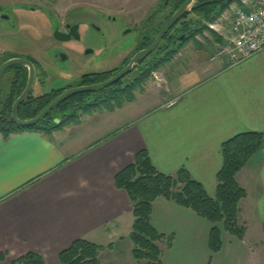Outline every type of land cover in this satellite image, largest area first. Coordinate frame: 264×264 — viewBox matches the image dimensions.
Segmentation results:
<instances>
[{
    "label": "crops",
    "instance_id": "0c3cea01",
    "mask_svg": "<svg viewBox=\"0 0 264 264\" xmlns=\"http://www.w3.org/2000/svg\"><path fill=\"white\" fill-rule=\"evenodd\" d=\"M237 6L225 14L226 26L215 25L225 40L217 48L232 37ZM209 49L192 51L181 70L161 75L167 92L159 85L154 98L84 114L52 134L0 137V264H16L30 253L61 264L60 254L78 240L105 248L101 264H138L129 238L134 206L116 177L142 152L161 174L185 170L215 197L223 145L242 134L264 135V51L229 69ZM237 181L248 194L240 210L254 191L264 233V148ZM152 225L175 237L171 249L158 244L163 264H214L225 249L222 233L223 251L213 255L212 225L164 198L153 205Z\"/></svg>",
    "mask_w": 264,
    "mask_h": 264
},
{
    "label": "flooded vegetation",
    "instance_id": "af4514ba",
    "mask_svg": "<svg viewBox=\"0 0 264 264\" xmlns=\"http://www.w3.org/2000/svg\"><path fill=\"white\" fill-rule=\"evenodd\" d=\"M66 1L18 0L15 7L0 2V24H7L0 27V69L12 61L22 62L4 71L0 84V124H15L11 113L27 86L30 73H35V81L19 107L20 120L23 117L35 119L71 90L99 85L117 76L136 55L149 49L159 34V9L146 16L140 23L143 26H138L105 13L83 12L80 10L85 4L82 1L70 0V6ZM107 22L119 24L122 29L108 34L102 27ZM127 41L129 45L125 48ZM158 65L159 46L112 87H133L148 73L151 77L159 74V70H152ZM94 94L72 97L44 122L60 124L77 115L81 117V112L75 114L72 110L81 104L77 100L84 96L88 99L87 106L95 105ZM47 102L49 105L35 115Z\"/></svg>",
    "mask_w": 264,
    "mask_h": 264
},
{
    "label": "trees",
    "instance_id": "16d2710c",
    "mask_svg": "<svg viewBox=\"0 0 264 264\" xmlns=\"http://www.w3.org/2000/svg\"><path fill=\"white\" fill-rule=\"evenodd\" d=\"M186 1L169 0L168 6H163L165 12H162L159 18V32ZM238 1L198 0L193 12L185 16L180 21L181 25L178 24L159 46V65L152 70H160L171 64L178 52L183 50L189 42H193L197 49L205 47L204 44L195 40L196 37L205 33H208L211 39L214 38L217 42L223 43L224 40L210 28V25L215 24ZM192 15L195 17L192 18ZM207 41L211 43L210 40ZM150 77L151 73H148L137 80L133 87H111L95 93L97 99L95 105L87 106L88 99L83 96L77 100L81 104L72 110L75 114L81 112L80 114L84 115L101 109L114 111L122 108L127 103L137 101L136 92H144ZM49 103H45L34 114L43 111ZM30 119L32 118H21L23 121ZM79 119L77 115L60 124L43 121L44 123L41 122L29 129L20 128L16 124H0V137L7 140L13 135L26 132H40L48 135L65 126L78 123ZM263 148L264 135L258 133L239 135L223 145L224 164L217 175V190L214 198H211L204 187L194 181L187 171L182 170L176 177L163 175L152 165L147 152L138 154L135 163L116 177V187L128 194L134 206L135 222L129 238L134 245L133 258L137 263L163 264V251L158 244L165 243L166 247L171 249L175 242L173 235L162 234L152 225L153 205L160 198L194 212L212 225L209 237V249L212 254L217 255L223 250L221 226L229 235L243 240L247 227L240 223V205L247 199L248 194L239 185L237 176ZM112 246L108 248L111 249ZM104 250V247L78 240L62 252L59 259L61 264H101L100 254ZM16 264H45V260L39 254L30 253L19 259Z\"/></svg>",
    "mask_w": 264,
    "mask_h": 264
},
{
    "label": "rangeland",
    "instance_id": "374dc122",
    "mask_svg": "<svg viewBox=\"0 0 264 264\" xmlns=\"http://www.w3.org/2000/svg\"><path fill=\"white\" fill-rule=\"evenodd\" d=\"M0 2H2V4L4 5L15 7L16 6L15 4L18 2V0H0ZM85 2H86L85 4L80 6V10L83 12L105 13L118 18L120 17L119 20L121 22L128 20L131 21V23L133 24H139L138 26H143L140 23L145 21L147 15L154 13V11H156L157 9H159V18H160V16H162V12H165L164 7L168 6L167 2H169V0H162L161 2L159 0H87ZM66 3L69 6L71 5L70 0H67ZM236 9L237 8H234L233 10ZM227 12L228 11H226L221 16V18L216 22L217 24L223 22V25L226 26V20L224 21V19L226 18L225 14ZM191 17L194 18L195 16L192 15ZM2 25L7 26V24H0L1 28L3 27ZM102 27L105 29V31L108 34H110L111 31L118 32L120 31V29H122L119 24H114L109 22L103 23ZM195 40L201 43L202 45L203 44L205 46L207 45V47L210 48L209 50L212 55L213 54L215 55L217 51L216 49L218 50L221 49V47L217 48L215 46L217 40L214 38L211 39L208 33L196 37ZM207 40H210L211 43H208ZM228 42L229 39L226 41V43ZM128 45L129 42L127 41L124 47L126 48ZM194 50H197L196 46L194 45L193 42H189L183 50H180L178 52L176 58L171 64L167 65V67L165 68L160 69L159 74L153 75V77L149 78L143 90L144 93L142 91L136 92L137 101L145 100L146 98H154L157 94H159V89H158L159 85H160L159 88H162L160 89L162 93L167 92V87L163 83L159 84L160 76L164 75L165 77L164 73L168 71L170 72L171 69L173 70L177 68L178 69L182 68V66L180 67V65L186 64L185 60L187 55ZM217 60L223 61L227 66V68L229 69L236 68L242 64L241 63L237 66L232 67L229 63L228 58H223L221 60L217 59ZM245 185L251 188L249 183L246 182ZM250 188H248L249 194L251 192ZM250 196H251L250 200L242 206L241 209L242 214H240V223L247 227V231L244 235L243 240H239L236 237L229 235L228 233L225 232L223 226H221L220 228L223 231L222 233L225 241V249L224 251L222 250L223 253L220 256L216 257L217 261L214 264H264V235H263L264 233H262L263 231H262L261 223L258 221L257 216H255L254 214V208H255L253 206L254 204L253 198L255 197L254 191L251 192Z\"/></svg>",
    "mask_w": 264,
    "mask_h": 264
},
{
    "label": "water",
    "instance_id": "95a60500",
    "mask_svg": "<svg viewBox=\"0 0 264 264\" xmlns=\"http://www.w3.org/2000/svg\"><path fill=\"white\" fill-rule=\"evenodd\" d=\"M198 0H187L168 20V22L164 25V27L160 30L158 36L156 37L154 43L152 46L136 55L132 61V63L124 69L121 73H119L117 76L113 77L112 79L99 84L95 86H89V87H83L79 89L71 90L61 97H59L57 100H55L47 109H45L38 117L35 119H32L30 121H22L18 118V110L20 105L26 100V98L29 96L33 85L35 81V73H30V76L28 78L27 86L24 90V92L21 94V96L17 99V101L14 104L11 117L14 120V123L23 129H29L32 127L37 126L41 122H43L55 109H57L61 104L66 102L67 100L71 99L72 97L79 95V94H88V93H98L103 90H106L114 85H116L119 81H121L123 78H125L132 70L134 65L137 62H141L148 58L157 48L161 45L165 37L171 32V30L187 15L191 14L195 8V5ZM169 2H167L168 4ZM114 19V18H111ZM183 39V38H182ZM181 39V40H182ZM22 63L20 61H12L8 63L7 65L3 66L0 69V84L1 80L3 78V75L5 74L4 71L7 67L13 65Z\"/></svg>",
    "mask_w": 264,
    "mask_h": 264
},
{
    "label": "built area",
    "instance_id": "2783aa9c",
    "mask_svg": "<svg viewBox=\"0 0 264 264\" xmlns=\"http://www.w3.org/2000/svg\"><path fill=\"white\" fill-rule=\"evenodd\" d=\"M229 44L213 60L228 58L232 67L264 51V0H240Z\"/></svg>",
    "mask_w": 264,
    "mask_h": 264
}]
</instances>
